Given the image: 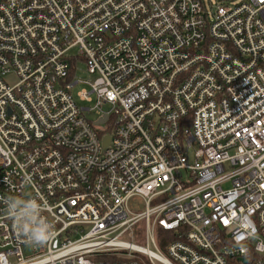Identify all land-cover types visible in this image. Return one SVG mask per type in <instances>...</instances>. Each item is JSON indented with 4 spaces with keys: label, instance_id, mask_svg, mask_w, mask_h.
Returning <instances> with one entry per match:
<instances>
[{
    "label": "built area",
    "instance_id": "1",
    "mask_svg": "<svg viewBox=\"0 0 264 264\" xmlns=\"http://www.w3.org/2000/svg\"><path fill=\"white\" fill-rule=\"evenodd\" d=\"M215 1L0 0V264H264V0Z\"/></svg>",
    "mask_w": 264,
    "mask_h": 264
},
{
    "label": "clouds",
    "instance_id": "2",
    "mask_svg": "<svg viewBox=\"0 0 264 264\" xmlns=\"http://www.w3.org/2000/svg\"><path fill=\"white\" fill-rule=\"evenodd\" d=\"M48 205L38 196H11L6 213L18 236L32 246H44L55 237V226L48 219Z\"/></svg>",
    "mask_w": 264,
    "mask_h": 264
},
{
    "label": "rangeland",
    "instance_id": "3",
    "mask_svg": "<svg viewBox=\"0 0 264 264\" xmlns=\"http://www.w3.org/2000/svg\"><path fill=\"white\" fill-rule=\"evenodd\" d=\"M211 2L213 4L216 3L215 0H211ZM79 68L83 69L82 66H80ZM78 79L81 80V83L74 90L75 96H77L82 91L90 92L91 91V87L89 86V82L92 80L91 77L84 70H82V71L78 72ZM8 81H9V83L14 84V83L17 82V78L10 77L8 79ZM84 105H86V106H88V107H90L92 109L95 108V106H96L95 98H94V102L93 103H91V104L88 103V104H84ZM92 118L96 119V116L93 114Z\"/></svg>",
    "mask_w": 264,
    "mask_h": 264
},
{
    "label": "trees",
    "instance_id": "4",
    "mask_svg": "<svg viewBox=\"0 0 264 264\" xmlns=\"http://www.w3.org/2000/svg\"><path fill=\"white\" fill-rule=\"evenodd\" d=\"M158 233H159V237H160L161 246L164 248L166 242H163V237L165 239H169L170 240V239H172L173 235L163 231L162 229H159Z\"/></svg>",
    "mask_w": 264,
    "mask_h": 264
},
{
    "label": "water",
    "instance_id": "5",
    "mask_svg": "<svg viewBox=\"0 0 264 264\" xmlns=\"http://www.w3.org/2000/svg\"><path fill=\"white\" fill-rule=\"evenodd\" d=\"M101 122H103V121H101ZM109 140H107V142H108Z\"/></svg>",
    "mask_w": 264,
    "mask_h": 264
}]
</instances>
